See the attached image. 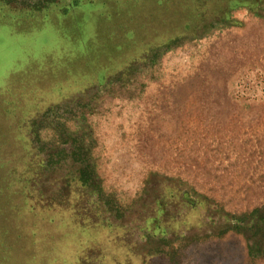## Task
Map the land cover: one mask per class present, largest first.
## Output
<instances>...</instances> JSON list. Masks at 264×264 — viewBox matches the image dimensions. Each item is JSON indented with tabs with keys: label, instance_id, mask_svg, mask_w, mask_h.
<instances>
[{
	"label": "rangeland",
	"instance_id": "rangeland-1",
	"mask_svg": "<svg viewBox=\"0 0 264 264\" xmlns=\"http://www.w3.org/2000/svg\"><path fill=\"white\" fill-rule=\"evenodd\" d=\"M152 1L0 0V264H264V0Z\"/></svg>",
	"mask_w": 264,
	"mask_h": 264
},
{
	"label": "trees",
	"instance_id": "trees-1",
	"mask_svg": "<svg viewBox=\"0 0 264 264\" xmlns=\"http://www.w3.org/2000/svg\"><path fill=\"white\" fill-rule=\"evenodd\" d=\"M221 1L222 0H217V2L219 3H221ZM225 1L227 3L222 7V9H220L217 13H214V15H210L207 12V6L211 3L210 0H153L152 5H150L149 7L147 6L145 8H142L136 12L135 17L141 16L143 20H139V22L137 23L139 24V27L137 28L138 25L135 27L134 33L137 35L139 31L142 32L141 35L143 36V33H146L151 29V23L149 21L150 19L145 17L149 16L148 12L154 10L153 22L157 23L156 25H168L167 23L170 20H172L173 22H178L180 24L177 29L174 28V26L168 28V33L166 34L167 36L165 38V41L159 44H155V46L160 47L168 43L170 44L172 42L177 41L182 36L184 37L187 34L191 33L190 29L196 27V24L199 22L202 23L207 19H210L209 21H213L215 17L220 19V21H229L232 16V11L241 4L238 2L239 0ZM153 13L150 12V14L152 15ZM192 14H197V21H190ZM206 14L210 15V18L207 17ZM138 17L135 19L136 22L138 20ZM133 26H135V24Z\"/></svg>",
	"mask_w": 264,
	"mask_h": 264
}]
</instances>
